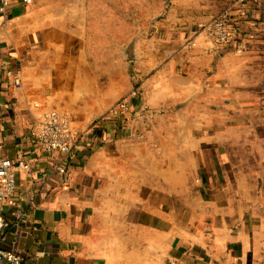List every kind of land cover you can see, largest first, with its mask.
Segmentation results:
<instances>
[{
	"label": "crops",
	"instance_id": "obj_1",
	"mask_svg": "<svg viewBox=\"0 0 264 264\" xmlns=\"http://www.w3.org/2000/svg\"><path fill=\"white\" fill-rule=\"evenodd\" d=\"M51 108L71 116L66 173L31 134ZM1 158L22 163L0 234L20 264H264V0L12 4Z\"/></svg>",
	"mask_w": 264,
	"mask_h": 264
},
{
	"label": "built area",
	"instance_id": "obj_2",
	"mask_svg": "<svg viewBox=\"0 0 264 264\" xmlns=\"http://www.w3.org/2000/svg\"><path fill=\"white\" fill-rule=\"evenodd\" d=\"M26 4H30L33 0H22ZM20 0H0V14H5L9 7ZM229 13L224 12L209 24L211 36L220 45H228L233 43V33L228 29ZM242 51V47L237 48ZM6 77L12 80L15 87L21 89L22 81L19 71L16 69H8ZM138 92L134 91L133 95L138 96ZM134 108V102L129 98L120 100L113 108L112 114L118 117H126ZM32 136L37 139L47 154L60 164V173H66L65 162L72 147L73 134L71 132V116L67 111H61L56 108L44 112L37 123L34 125ZM22 166L21 162L14 161L11 158L0 159V234L7 225L6 217L3 211V205L14 203V194L17 190L16 172ZM8 258L13 264H20V260L14 255L7 253L0 245V264Z\"/></svg>",
	"mask_w": 264,
	"mask_h": 264
},
{
	"label": "water",
	"instance_id": "obj_3",
	"mask_svg": "<svg viewBox=\"0 0 264 264\" xmlns=\"http://www.w3.org/2000/svg\"><path fill=\"white\" fill-rule=\"evenodd\" d=\"M134 48H135V43L132 42L126 49H125V53L128 57V59H134L135 55H134Z\"/></svg>",
	"mask_w": 264,
	"mask_h": 264
},
{
	"label": "trees",
	"instance_id": "obj_4",
	"mask_svg": "<svg viewBox=\"0 0 264 264\" xmlns=\"http://www.w3.org/2000/svg\"><path fill=\"white\" fill-rule=\"evenodd\" d=\"M229 23V22H228ZM228 29L230 30V28L228 27ZM233 41V40H232ZM235 42V38H234V41H233V43ZM229 45V44H228ZM137 89H139V87H137ZM138 93H140L138 90H136ZM138 96H139V94H138ZM21 264H22V262H21Z\"/></svg>",
	"mask_w": 264,
	"mask_h": 264
},
{
	"label": "rangeland",
	"instance_id": "obj_5",
	"mask_svg": "<svg viewBox=\"0 0 264 264\" xmlns=\"http://www.w3.org/2000/svg\"><path fill=\"white\" fill-rule=\"evenodd\" d=\"M71 132H72V128H71ZM72 134H73V132H72Z\"/></svg>",
	"mask_w": 264,
	"mask_h": 264
}]
</instances>
